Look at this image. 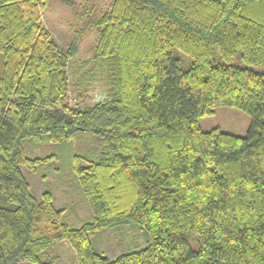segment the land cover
Instances as JSON below:
<instances>
[{
	"label": "trees",
	"instance_id": "1",
	"mask_svg": "<svg viewBox=\"0 0 264 264\" xmlns=\"http://www.w3.org/2000/svg\"><path fill=\"white\" fill-rule=\"evenodd\" d=\"M102 1L94 55L75 62L82 33L61 49L41 23L49 0H0V264H55L42 256L62 242L77 264H264V72L251 68H264V0ZM69 80L77 99L100 83L105 100L71 105ZM220 105L251 117L244 137L199 128ZM85 137L95 149L70 154ZM43 145L95 212L78 227L21 171L50 172L54 157L25 150ZM137 229L143 249L93 248Z\"/></svg>",
	"mask_w": 264,
	"mask_h": 264
},
{
	"label": "rangeland",
	"instance_id": "2",
	"mask_svg": "<svg viewBox=\"0 0 264 264\" xmlns=\"http://www.w3.org/2000/svg\"><path fill=\"white\" fill-rule=\"evenodd\" d=\"M107 10L108 1L49 0L47 9L41 14V23L63 50L74 40L77 33H82V36L79 35L82 40L78 52L72 60L80 62L90 59L94 55L97 34L95 29L90 27ZM180 58L185 59L184 56ZM229 63L238 67L244 66L239 53H236ZM251 68L257 72H264L262 67ZM75 84L74 81L69 80L68 99L71 105L92 104L105 100L103 87L100 83H95L88 90L87 95H83L80 99L76 98L77 89ZM250 124L251 117L244 111L221 105L215 106L212 109V114L198 120L199 128L202 131L216 129L239 137L246 135ZM93 149H95V145L89 137L80 138L73 142L70 154L85 155L87 151ZM25 150L27 155L36 158L54 157L51 166L48 167L50 169L48 173L45 170L32 174L24 168L21 169L33 195L38 198L41 191L48 188V191L53 194L55 208L61 209L63 206L68 208L64 214L65 222L72 226L78 227L82 221L91 220L95 216V212L90 201L78 188L71 170L66 165V158L61 156L60 152H57L52 145H43L39 148L26 146ZM44 174H48L45 180H43ZM0 205H7L1 196ZM147 239L148 236L145 231L137 229L128 234L127 237L114 231H105L95 234L91 241L97 253L103 254L112 260L120 254L143 249L146 246ZM191 245L195 248L194 243ZM45 257L55 258V264H77L75 253L67 242L59 243L48 249L42 256V258Z\"/></svg>",
	"mask_w": 264,
	"mask_h": 264
},
{
	"label": "built area",
	"instance_id": "3",
	"mask_svg": "<svg viewBox=\"0 0 264 264\" xmlns=\"http://www.w3.org/2000/svg\"><path fill=\"white\" fill-rule=\"evenodd\" d=\"M101 101H103V100H101ZM98 102H100V101H98Z\"/></svg>",
	"mask_w": 264,
	"mask_h": 264
}]
</instances>
